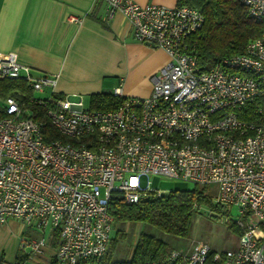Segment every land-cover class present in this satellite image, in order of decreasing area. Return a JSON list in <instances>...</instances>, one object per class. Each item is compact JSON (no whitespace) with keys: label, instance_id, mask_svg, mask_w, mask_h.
I'll return each instance as SVG.
<instances>
[{"label":"built area","instance_id":"obj_1","mask_svg":"<svg viewBox=\"0 0 264 264\" xmlns=\"http://www.w3.org/2000/svg\"><path fill=\"white\" fill-rule=\"evenodd\" d=\"M97 1L109 18L121 12L135 40L162 49L169 60L148 96H124L118 86L112 95L123 98L119 106L90 109L82 98L56 97L54 78L34 75L17 53L0 51V79L50 90L48 98L25 99L18 91L1 100L0 225L15 220L31 234L20 235L31 260L56 231L58 245L46 262L53 256L56 264H89L105 255L114 234L112 192L126 203L167 193L150 176L213 184L214 203L225 212L239 208L238 246L220 252L194 240L160 264H264V0H241L262 33L207 71L188 50L204 22L197 8ZM39 113L59 138L45 140Z\"/></svg>","mask_w":264,"mask_h":264},{"label":"crops","instance_id":"obj_2","mask_svg":"<svg viewBox=\"0 0 264 264\" xmlns=\"http://www.w3.org/2000/svg\"><path fill=\"white\" fill-rule=\"evenodd\" d=\"M133 1L176 5V0ZM0 51L17 53L34 75L54 78L57 94L68 100L112 93L118 86L124 96L146 97L153 76L169 60L162 49L135 40L126 17L116 12L109 18L97 0H0ZM12 223L0 225V236L22 234L20 224L9 230ZM145 227L138 223V235ZM2 246L0 254L12 261Z\"/></svg>","mask_w":264,"mask_h":264},{"label":"trees","instance_id":"obj_3","mask_svg":"<svg viewBox=\"0 0 264 264\" xmlns=\"http://www.w3.org/2000/svg\"><path fill=\"white\" fill-rule=\"evenodd\" d=\"M176 5L193 6L203 14L202 27L188 39V50L196 56L202 71L209 70L223 58L243 53L247 42L262 33V25L249 15L241 0H176ZM18 91L25 95V99L33 93L23 78L0 79V115L3 112L1 100ZM56 97L62 98L60 94H56ZM89 99L90 109H112L123 101L122 97L105 92L92 93ZM39 116L42 121H45L43 127L45 140L59 138L60 135L56 133L42 113H39ZM242 117L249 118L243 114ZM214 210L226 213L223 206L214 203L212 197L206 193V185L194 184L191 189L170 190L160 196L148 195L135 203H126L121 193L112 192L108 202V212L115 222L114 234L105 255L99 261L92 260L89 264H160L175 247L145 232L144 229L137 236L128 259H113L118 235H121V238L125 237L124 234L116 231L117 223H142L144 226H152L165 234L187 238L193 213ZM230 229L238 236L241 234V229L236 223L230 224ZM21 236L26 239L31 234L24 231ZM49 243L52 249L57 247L58 234L56 231L52 234ZM28 259L29 254L24 253L20 248L15 252L9 264H27ZM0 264H7L2 254H0ZM42 264H56L55 258L52 256L49 261ZM207 264H211V260H208Z\"/></svg>","mask_w":264,"mask_h":264},{"label":"rangeland","instance_id":"obj_4","mask_svg":"<svg viewBox=\"0 0 264 264\" xmlns=\"http://www.w3.org/2000/svg\"><path fill=\"white\" fill-rule=\"evenodd\" d=\"M33 95L37 98H48L50 96V90L46 88L43 92L35 91L33 92ZM78 100L79 99H76L74 101ZM82 101L84 108L90 107L89 95L84 96ZM148 178L151 180L152 186L162 192H168L170 190L191 189L194 186L193 183L179 179L169 180L156 176H150ZM206 193L211 197H215L217 193L216 185H206ZM239 215V208L237 206H231L227 208L226 213L218 210L194 212L192 215L189 236L187 238H178L165 234L152 226L145 227L144 231L155 235L156 237L168 242L171 247L178 249H186L192 241L201 240L207 243L215 251L221 252L227 249H234L238 246V235L230 229V224L236 223L239 219ZM11 221L13 223L11 226H9V230H13L16 225H19L17 221ZM247 221L249 223L252 222L251 219H248ZM137 227L138 223H117L116 231H118L119 234H124L125 237L121 238V235H118L119 239L112 255L113 259L125 260L130 257L132 248L137 240ZM12 233L7 234L3 232L0 236V245H3L2 248H4L5 253L8 255V259L11 260H13L15 252L21 248L20 234L16 233L17 235H14V233ZM21 249L24 253H30V247L28 245H25ZM52 251L53 249L48 247L39 255H34L33 260H37L41 263L46 262V258H49L51 254L50 252ZM33 260L29 258L26 263L34 264Z\"/></svg>","mask_w":264,"mask_h":264}]
</instances>
